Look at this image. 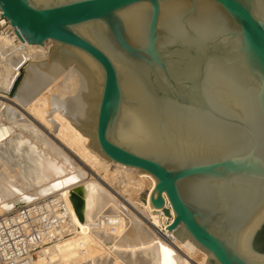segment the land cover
Returning <instances> with one entry per match:
<instances>
[{
  "label": "water",
  "instance_id": "obj_1",
  "mask_svg": "<svg viewBox=\"0 0 264 264\" xmlns=\"http://www.w3.org/2000/svg\"><path fill=\"white\" fill-rule=\"evenodd\" d=\"M0 8L22 41L54 39L101 64L98 146L156 178L151 201L172 217L166 228L181 225L173 233L204 250L206 264H253L235 240L264 204V0H0ZM81 189L70 198L83 219ZM253 247L264 253V222Z\"/></svg>",
  "mask_w": 264,
  "mask_h": 264
},
{
  "label": "bare ground",
  "instance_id": "obj_2",
  "mask_svg": "<svg viewBox=\"0 0 264 264\" xmlns=\"http://www.w3.org/2000/svg\"><path fill=\"white\" fill-rule=\"evenodd\" d=\"M23 42L19 46L0 38L9 54L0 56V214L59 192L75 225L72 234L43 246L36 264H206L204 250L173 233L181 225L166 228L172 217L151 201L156 178L115 162L99 148L96 124L105 78L101 64L81 48L54 39ZM18 78L14 94L8 95ZM109 164L122 169L118 193L95 172L109 169ZM145 178L151 184L139 209L134 197ZM76 187L82 188L83 219L70 198ZM116 214L122 216L121 224L101 225L102 216ZM263 222L264 204L236 235L235 249L253 264L264 263V253L253 247Z\"/></svg>",
  "mask_w": 264,
  "mask_h": 264
},
{
  "label": "built area",
  "instance_id": "obj_3",
  "mask_svg": "<svg viewBox=\"0 0 264 264\" xmlns=\"http://www.w3.org/2000/svg\"><path fill=\"white\" fill-rule=\"evenodd\" d=\"M2 13L0 8V38L6 37L13 44L25 46ZM8 55L6 48L0 45V56L5 58ZM73 219L67 199L59 192L22 203L0 214V264H36L43 246L73 233ZM122 220L119 214L104 215L100 223L116 226Z\"/></svg>",
  "mask_w": 264,
  "mask_h": 264
},
{
  "label": "rangeland",
  "instance_id": "obj_4",
  "mask_svg": "<svg viewBox=\"0 0 264 264\" xmlns=\"http://www.w3.org/2000/svg\"><path fill=\"white\" fill-rule=\"evenodd\" d=\"M22 74V73H21ZM23 75V74H22ZM22 75L20 77H22ZM19 79L21 78H18L17 82L15 83L13 89L8 92L7 94L8 95H12L14 94L18 84H19ZM4 125L7 126L8 123L7 122H4ZM48 129V128H47ZM86 167H88L86 164H85ZM109 169H105V167H99L98 169H95V172H97V174L99 175V179L106 185L107 184V187L109 189H111L112 191L114 192H117L119 190H117V188L119 187V184L118 182H120L122 176V169L121 167H116L112 164H109ZM92 169V168H91ZM121 176V177H120ZM106 182V183H105ZM150 184H151V180L149 178H145L144 179V182H143V187L142 189L139 191V193L134 197V201L136 202L137 206L140 208H142V204L141 203H144L147 199V194L149 192V187H150ZM113 186V187H112ZM88 187V184H86V189ZM111 187V188H110ZM85 189V190H86ZM117 190V191H116ZM118 193V192H117ZM122 197V195H120ZM124 198V197H123ZM128 202V201H127ZM20 205V204H19ZM132 205V204H131ZM18 206V205H17ZM129 206H130V202H129ZM132 207V206H131ZM4 213V212H3Z\"/></svg>",
  "mask_w": 264,
  "mask_h": 264
}]
</instances>
